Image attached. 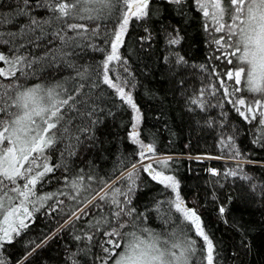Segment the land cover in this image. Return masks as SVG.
<instances>
[{
    "label": "trees",
    "instance_id": "trees-1",
    "mask_svg": "<svg viewBox=\"0 0 264 264\" xmlns=\"http://www.w3.org/2000/svg\"><path fill=\"white\" fill-rule=\"evenodd\" d=\"M43 5L44 0H28L27 5L0 0V52L13 62L25 57L15 65V76H0V106L35 85L55 87L61 99L71 94L74 100L48 133L54 143L44 153L53 171L34 188L38 206L26 219L27 228L13 233L10 243H0V264H104L105 248L118 255L132 239L123 234L147 236L144 228L166 238L175 231L170 242L184 235L195 239L192 264H199L204 242L169 205L175 193L144 170L149 164L178 182L181 198L196 210L214 244V264H264V126L258 116L245 121L228 102L240 96L247 101L252 93L225 97L220 81L233 91L234 81L225 73L237 66V59L229 56L233 62L227 63L225 53L232 51L214 42L221 35L196 0H150L148 17L130 21L115 68L140 111L135 128L129 105L103 83L102 63L111 51L107 33L115 28L116 14L80 19L87 14L78 5L69 17L56 19L58 13ZM68 24H83L87 30L73 31ZM97 24L98 35L92 32ZM169 34L179 43L171 44ZM0 68L7 72L11 65L0 62ZM134 130L153 152L140 155L144 149L134 143ZM206 154L212 158H199ZM148 158L153 160L141 164ZM129 172L135 173L131 180L126 179ZM113 199L135 212L115 220L120 209ZM120 222L127 223L120 237L106 235ZM109 240L122 248H113Z\"/></svg>",
    "mask_w": 264,
    "mask_h": 264
},
{
    "label": "snow or ice",
    "instance_id": "snow-or-ice-1",
    "mask_svg": "<svg viewBox=\"0 0 264 264\" xmlns=\"http://www.w3.org/2000/svg\"><path fill=\"white\" fill-rule=\"evenodd\" d=\"M171 2L179 3L180 0H171ZM23 3L27 5L28 0H23ZM149 3L150 0H72L71 3L68 0H55V3L44 0L43 5L52 12L58 13L56 19L69 17L74 10H77L78 5L81 6L78 11L87 14L81 15L80 19L103 20L111 18L114 13L116 14L115 28L107 33L111 37L108 41L111 51L102 63L103 83L115 89L119 97L137 113V123L140 120L139 109L131 94L127 93L124 87L113 82V79L109 76L111 71L109 65L112 62H121L118 51L123 44L130 21L133 18L137 20L147 18ZM196 3L203 12L204 17H210L214 22V31L225 33L227 40L221 37L214 42L218 46L223 47L226 44L228 48L233 49L231 53H225L227 63L232 64L233 62L232 59L228 58L229 56L237 59V66L225 73L228 80L234 81L233 91L229 93L227 87L224 86V81H220L225 97L244 91L254 94L251 103L246 102V99L242 96L234 101L229 99L228 102L249 123L257 120V114H259L260 119L257 122L259 125L264 126V111H261L264 108V0H226V4L224 0H211L210 4L196 0ZM209 7L213 9L211 15L208 11ZM23 14L27 13L23 12ZM225 14H227L230 23L225 21ZM31 23L34 25L40 24L35 19H32ZM67 27L73 31L78 29L87 30L83 24H68ZM99 30L100 25L97 24L92 32L98 35ZM56 35L60 36L59 33H56ZM228 40L234 42L227 43ZM170 43L178 44L179 39H172ZM100 50L102 51V49ZM24 59L25 57H17L13 62L4 53L0 52V62L11 65L10 70L7 72L0 68V76L5 78L15 76L16 71L19 70L15 68V65L22 63ZM33 62H30L28 67H31ZM22 74L27 75L26 73ZM117 79H119L118 76ZM4 95H7V93H4ZM72 100H74V96L71 94L61 99L60 93L56 91L55 87L44 89L40 85H35L23 92H18L16 98L7 107L0 106V113L3 114V117H8V119L0 117V191L10 184L12 187L9 188V191L15 192L19 198H22L19 204L5 208L4 199L8 196V193L5 192L0 196V213H2L3 223L6 225V227L0 229L3 233L0 235V243L5 241L10 243L12 233L19 235L21 229L28 227L25 221L26 218L31 217V212L24 206L25 202L29 200L31 195H35L34 188L36 184L47 173L53 171V167L47 163L46 157L43 165L38 163V160L43 156L45 150L54 143L53 137H50L48 133L57 127L59 120L63 119L62 108L65 106L72 107L70 104ZM193 103H197V101H193ZM13 107L18 111L15 113L9 112L8 108ZM136 137L137 133L133 131L134 143L139 144L144 149L140 153L141 156H144L145 152L154 151L151 144L145 145ZM231 139V137L228 138L229 141ZM25 165L28 166L25 167ZM41 167V171L31 175L34 169ZM144 170L149 173L153 180L158 181L166 189H171L175 193L174 199L168 201L169 205L174 206L175 211L180 214L182 222L186 224L194 236L203 240L204 246L200 249L203 260L199 264H214V244L206 234L196 210L189 209L181 198L178 191V182L172 176L165 175L163 172H156L150 164L146 165ZM217 174L213 170V175ZM229 174L235 175L236 173ZM134 175L135 173L129 172L126 179L131 180ZM19 180H24L25 183L19 186ZM129 191H132V188ZM116 192H119V189H116ZM107 196L108 193H105L100 199L104 200ZM50 198L51 196L43 197V199ZM8 199L11 201V197H8ZM112 203L120 209L114 212V219L117 221L121 220L122 213L126 216H132L135 212V209L132 208L125 211V206H122L119 200L113 199ZM126 203L130 204L131 199L129 198ZM21 209L24 215H21ZM219 212L223 214L225 208L221 206ZM125 227H127V223L120 222L106 235L120 237V230ZM141 231L147 233V236L137 235L136 232L124 233L125 237H132V239L128 240L123 248L120 242L109 240L108 243L113 245V248H122V250L117 255L114 251L105 248L104 251L109 255L104 260V264H108V260L112 259L113 256L116 257L113 264H192L193 257L196 256L197 252L195 239L184 235L182 239L177 238L170 242V237L177 236L175 231L169 232L167 238L147 228L141 229Z\"/></svg>",
    "mask_w": 264,
    "mask_h": 264
},
{
    "label": "rangeland",
    "instance_id": "rangeland-1",
    "mask_svg": "<svg viewBox=\"0 0 264 264\" xmlns=\"http://www.w3.org/2000/svg\"><path fill=\"white\" fill-rule=\"evenodd\" d=\"M201 2L202 3H208V4H210L211 3V0H201ZM224 3L226 4V0H224ZM208 11H209V13H210V15H211V13L213 12V9L211 8V7H209L208 8ZM134 19V18H133ZM224 19H225V21H227L228 23H230V21H228V17H227V14H225V17H224ZM207 20L209 21V24L211 25V27L212 28H215V24H214V22L211 20V18L209 17V18H207ZM219 34L221 35V37H224V38H226L227 39V37L225 36V33H223V32H219ZM168 39H169V41L170 40H172V39H176V37L174 36V35H172V34H169L168 35ZM231 41H233V40H229V42H231ZM234 42V41H233ZM229 49H231V51H233V49L232 48H229ZM118 54H119V51H118ZM242 54V53H241ZM239 55V54H238ZM119 62H112L110 65H109V68L111 69V71L109 72V76L113 79V82L114 83H117V84H119L121 87H124V89H125V91L127 92V93H130L131 94V96H132V98H133V92H132V89H131V87L130 86H128L126 83H125V81L123 80V79H121L120 78V76L118 75V73H116V64H118ZM117 76L119 77V79H117ZM253 95L254 94H252V95H250L248 98H247V101L246 102H248V103H251L252 102V99H253ZM134 101V100H133ZM130 107V106H129ZM131 108V107H130ZM131 110H132V114H133V117H134V123H135V126H137L138 125V123H137V121H136V115H137V113L131 108ZM18 111V109H16V108H11V110L9 111V112H12V113H15V112H17ZM261 111H264V108H262L261 109ZM139 114H140V111H139ZM257 116L259 117V114H257ZM5 119H8V117H4ZM135 131V130H134ZM136 132V131H135ZM137 133V132H136ZM46 157V154L44 153L43 154V156L38 160V163H40L41 165H43V163H44V158ZM199 158H202V159H211L212 157H211V155H209V154H206V155H201ZM147 160H153V159H147ZM145 161V159H143L142 160V162H141V164H143V162ZM28 165H25V167H27ZM42 170V167L41 168H37V169H34V171H33V173L31 174V175H34L35 174V172H37V171H41ZM213 170H215V169H211V172L213 173ZM216 172H217V170H215ZM25 183V181L24 180H19L18 181V185L19 186H22L23 184ZM110 186V185H109ZM12 187V185H10L9 184V186L7 187V188H3V190L2 191H0V196H2L5 192H7L8 193V196L7 197H5V199H4V204H5V208H7V207H9V206H14V205H16V204H19V201H20V199H22V198H19L18 196H17V194L15 193V192H11V191H9V188H11ZM108 188V187H107ZM106 190V189H105ZM8 197H11V201H9V199H8ZM38 198L37 197H34V195H31L30 197H29V200L28 201H26L25 202V207H27L28 208V210L31 212L35 207H37L38 206ZM21 215H24V213H23V210L21 209ZM13 219H15V218H13ZM26 219H28V218H26ZM26 222V221H25ZM3 227H6V225H4V223H3V218H2V213H0V229H2ZM3 233H2V231H0V235H2ZM13 234V233H12Z\"/></svg>",
    "mask_w": 264,
    "mask_h": 264
},
{
    "label": "water",
    "instance_id": "water-1",
    "mask_svg": "<svg viewBox=\"0 0 264 264\" xmlns=\"http://www.w3.org/2000/svg\"><path fill=\"white\" fill-rule=\"evenodd\" d=\"M149 161H150V160L145 159V161L143 162V164H144V163H148Z\"/></svg>",
    "mask_w": 264,
    "mask_h": 264
}]
</instances>
